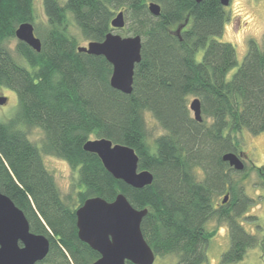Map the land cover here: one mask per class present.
I'll use <instances>...</instances> for the list:
<instances>
[{
  "label": "trees",
  "instance_id": "16d2710c",
  "mask_svg": "<svg viewBox=\"0 0 264 264\" xmlns=\"http://www.w3.org/2000/svg\"><path fill=\"white\" fill-rule=\"evenodd\" d=\"M151 1L160 5L157 16L148 9ZM42 6L46 24L39 29L33 0H0V86L12 89L18 104L13 117L0 121V191L23 211L30 230L50 241L47 255L34 264L96 260L98 252L78 238L75 210L88 197L112 201L119 192L133 207L147 208L142 234L155 256L174 253L175 264L206 261V245L215 234L207 227L211 220L227 226L229 246L221 264L237 262L262 244L240 222L256 220L247 213L253 199L242 181L246 167L235 179L232 173L240 171L221 156L241 152L234 132L264 131V33L261 42L249 39L228 78L237 64L236 50L213 38L228 16L219 0H42ZM67 11L87 42L113 30L141 36L130 93L110 85L112 65L103 55L77 51ZM119 11L125 25L114 29L111 20ZM26 21L33 24L40 51L15 37ZM190 96L200 101L201 121L190 112ZM145 112L163 130L151 141ZM19 123L42 130L39 147ZM95 137L132 147L139 169H148L152 182L134 188L114 178L95 153L83 149ZM43 154L65 160L77 172L74 196H62ZM250 168L264 172V166ZM222 193L227 200L216 202Z\"/></svg>",
  "mask_w": 264,
  "mask_h": 264
},
{
  "label": "water",
  "instance_id": "95a60500",
  "mask_svg": "<svg viewBox=\"0 0 264 264\" xmlns=\"http://www.w3.org/2000/svg\"><path fill=\"white\" fill-rule=\"evenodd\" d=\"M219 1L226 6L230 0ZM148 9L155 16L160 13V5L156 2H149ZM124 25V12L119 11L111 20V26L120 29ZM15 37L40 51L41 42L35 35L31 22L20 23L15 30ZM141 42L138 34L122 36L113 30L100 41L90 40L86 45H79L77 51L103 55L112 65L110 85L128 94L132 91L134 66L141 57ZM5 101L6 98L0 95V104ZM188 107L193 117L201 121L199 99L194 97ZM83 149L95 153L114 178L134 188H141L152 182V173L148 169H139L138 156L128 145L114 143L105 137H95L87 139ZM221 159L237 171L244 169L240 153L228 151L222 154ZM227 197L228 194H225L222 202ZM146 212L147 208L133 207L121 192L112 201L100 196L85 199L75 210L76 227L78 238L99 254L91 264H126V261L133 264H153L155 254L140 227ZM49 244L46 235L30 230L23 211L0 191V264H34L47 255Z\"/></svg>",
  "mask_w": 264,
  "mask_h": 264
},
{
  "label": "rangeland",
  "instance_id": "374dc122",
  "mask_svg": "<svg viewBox=\"0 0 264 264\" xmlns=\"http://www.w3.org/2000/svg\"><path fill=\"white\" fill-rule=\"evenodd\" d=\"M63 4L65 0H58ZM34 11L36 14V24L39 27H44L46 24V16L42 6V0H33ZM227 13V19L224 22L222 33L214 36V39L226 41L233 44L236 50L237 64L228 72L227 77H231L237 67L243 60L247 51L249 39H254L261 42L264 33V0H230L228 5L224 6ZM67 27L69 34L78 39L79 45H86L87 40H84L80 31L72 17V14L67 11ZM124 36V32H119ZM14 41L10 42V47L13 48ZM204 48H200L195 53V59L201 60ZM12 54L17 58V55L12 50ZM19 63L28 67L23 59L18 60ZM0 95L6 98L5 103L0 104V121L8 120L13 117L18 109L16 93L6 87L0 86ZM194 97L188 98V104ZM192 113V111L190 110ZM193 114V113H192ZM144 118L146 121L148 140H153L157 135L163 133L162 128L157 124L155 119L149 112H145ZM18 128L24 130L28 138L38 147L43 139V132L40 128L29 127L23 123L18 124ZM234 136L239 140V149L241 157L246 167L247 176L242 180L244 189L247 194L252 197L250 207L247 213L255 215L256 220L240 219L244 228L251 233H255L262 239V244L248 249L244 257L230 264H264V172L261 174L250 168L264 166V131L258 134H250L246 129H241L234 132ZM238 152V151H237ZM43 163L47 170L53 175L55 183L59 188L62 196H74L77 183V172L72 170L69 164L56 156L43 154ZM240 172H233L232 177L240 179ZM227 193H222L216 196V202ZM256 223L261 226L257 228ZM208 229L215 231V234L210 237L206 245V261L202 264H221L220 256L229 246V236L225 223H217L211 220L207 224ZM177 256L174 253L165 255H156L153 264H175Z\"/></svg>",
  "mask_w": 264,
  "mask_h": 264
},
{
  "label": "flooded vegetation",
  "instance_id": "af4514ba",
  "mask_svg": "<svg viewBox=\"0 0 264 264\" xmlns=\"http://www.w3.org/2000/svg\"><path fill=\"white\" fill-rule=\"evenodd\" d=\"M243 159V158H242Z\"/></svg>",
  "mask_w": 264,
  "mask_h": 264
}]
</instances>
